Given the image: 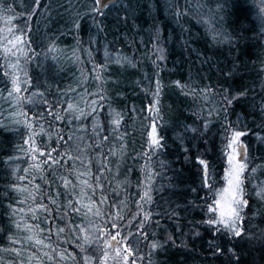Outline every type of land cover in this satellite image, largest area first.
<instances>
[{"label":"trees","instance_id":"16d2710c","mask_svg":"<svg viewBox=\"0 0 264 264\" xmlns=\"http://www.w3.org/2000/svg\"><path fill=\"white\" fill-rule=\"evenodd\" d=\"M0 264H264V0H0Z\"/></svg>","mask_w":264,"mask_h":264},{"label":"rangeland","instance_id":"374dc122","mask_svg":"<svg viewBox=\"0 0 264 264\" xmlns=\"http://www.w3.org/2000/svg\"><path fill=\"white\" fill-rule=\"evenodd\" d=\"M17 43V42H16ZM12 44H15L12 42ZM16 45V44H15ZM236 146V147H235ZM242 145H234V147H229V156L227 160V166L224 171V184L219 194L216 202L215 209L217 212V224L234 234L232 228L228 227V225L232 224L235 221V228L239 230V219H240V211L242 207H239L237 202L243 204V188H242V172L239 169V165H243V162H238V150ZM245 159V158H244ZM244 169V167H243ZM237 173L239 184L237 183ZM239 213V219H237L235 213ZM36 242V239L34 238Z\"/></svg>","mask_w":264,"mask_h":264},{"label":"water","instance_id":"95a60500","mask_svg":"<svg viewBox=\"0 0 264 264\" xmlns=\"http://www.w3.org/2000/svg\"><path fill=\"white\" fill-rule=\"evenodd\" d=\"M95 6L98 12H103L105 11L106 8L112 6L117 2V0H100L99 3H96V0H94ZM245 158V149L244 147L239 148L238 150V157L237 160L238 162H242Z\"/></svg>","mask_w":264,"mask_h":264},{"label":"snow or ice","instance_id":"6c2138e0","mask_svg":"<svg viewBox=\"0 0 264 264\" xmlns=\"http://www.w3.org/2000/svg\"><path fill=\"white\" fill-rule=\"evenodd\" d=\"M99 2H100V0H96V3H99ZM237 135H239V134H237ZM153 143H154V144H158L159 141L154 139V140H153ZM201 163H203V161H202ZM243 167H244V166H243L242 164L239 165V169H240L241 171L243 170ZM237 183L239 184L238 173H237ZM244 203H246V202H244ZM237 204H238L239 207H243V204L240 203L239 201L237 202ZM235 215H236L237 219H239V213L236 212ZM228 227H230V228L233 229L235 235L239 236V235L241 234L240 231H239L238 229L235 228V221H233L232 224L228 225ZM113 239H115V237H113ZM154 247H155V245H154Z\"/></svg>","mask_w":264,"mask_h":264}]
</instances>
